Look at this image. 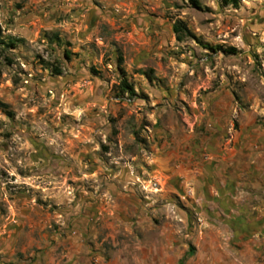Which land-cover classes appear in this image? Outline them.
Returning a JSON list of instances; mask_svg holds the SVG:
<instances>
[{
	"label": "rangeland",
	"instance_id": "obj_1",
	"mask_svg": "<svg viewBox=\"0 0 264 264\" xmlns=\"http://www.w3.org/2000/svg\"><path fill=\"white\" fill-rule=\"evenodd\" d=\"M0 31V264H264V0H0Z\"/></svg>",
	"mask_w": 264,
	"mask_h": 264
},
{
	"label": "trees",
	"instance_id": "obj_2",
	"mask_svg": "<svg viewBox=\"0 0 264 264\" xmlns=\"http://www.w3.org/2000/svg\"><path fill=\"white\" fill-rule=\"evenodd\" d=\"M238 1L239 0H223V3L225 5L231 4L233 6H237L238 5ZM173 28H174L176 39L177 40H182V38L185 35V33H187L186 27L181 22H175L173 24ZM0 36H1V31H0ZM53 40L56 41V43L59 46L65 43V42H63V40L57 34H54ZM19 41H21V40L8 39L6 42L4 40H0V46L1 47L2 46H6L8 48H14L16 46V43H18ZM231 50L234 51L233 48ZM71 54L72 53L70 52V50L64 49L63 56L66 59H70ZM47 66H48V68L51 70V72L53 74H55V75H60L61 74V68L58 66V64H56V62H55V64L52 63V62H47ZM120 90L123 91V92H126V91L130 92L131 94L134 93L132 86L130 84H128L125 79L121 80V82H120Z\"/></svg>",
	"mask_w": 264,
	"mask_h": 264
},
{
	"label": "crops",
	"instance_id": "obj_3",
	"mask_svg": "<svg viewBox=\"0 0 264 264\" xmlns=\"http://www.w3.org/2000/svg\"><path fill=\"white\" fill-rule=\"evenodd\" d=\"M192 184V183H191ZM204 191H209V190H207L206 188H205V190ZM196 192V190H195V188L194 187H188L187 188V190H185V194L187 195V197H192L193 196V193H195ZM216 192V190L214 189V190H212V191H209V193H215ZM196 193H198V192H196ZM199 195V194H198ZM208 198L207 197V195H203V196H201L200 197V199L202 200L203 198ZM211 200L214 202V201H216V200H218V195H216V196H213V197H211ZM189 202H191V201H189Z\"/></svg>",
	"mask_w": 264,
	"mask_h": 264
}]
</instances>
